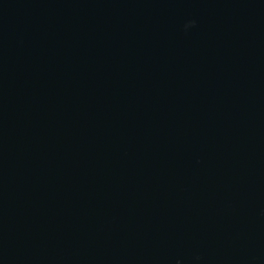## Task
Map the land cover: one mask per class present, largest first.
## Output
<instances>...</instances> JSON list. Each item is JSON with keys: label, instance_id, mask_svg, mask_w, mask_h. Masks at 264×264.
<instances>
[{"label": "water", "instance_id": "obj_1", "mask_svg": "<svg viewBox=\"0 0 264 264\" xmlns=\"http://www.w3.org/2000/svg\"><path fill=\"white\" fill-rule=\"evenodd\" d=\"M0 264H264V0H0Z\"/></svg>", "mask_w": 264, "mask_h": 264}]
</instances>
